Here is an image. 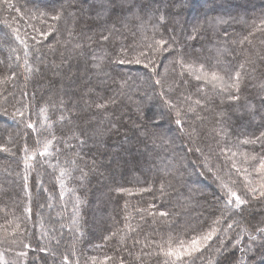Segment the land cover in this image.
<instances>
[{"label":"trees","instance_id":"trees-1","mask_svg":"<svg viewBox=\"0 0 264 264\" xmlns=\"http://www.w3.org/2000/svg\"><path fill=\"white\" fill-rule=\"evenodd\" d=\"M110 2L0 0L4 252L22 264H165L174 258L161 246L178 248L224 213L234 225L225 247L241 238L226 256L238 262L248 233L264 227L251 210L264 198L248 194L243 211L228 212L221 184L244 196V169L259 179L247 157L264 155V143L242 142L264 133V0H210L197 13L201 0ZM176 53L226 82L240 72L239 92L181 78ZM184 96L181 129L164 101ZM262 256L253 242L244 259Z\"/></svg>","mask_w":264,"mask_h":264},{"label":"snow or ice","instance_id":"snow-or-ice-1","mask_svg":"<svg viewBox=\"0 0 264 264\" xmlns=\"http://www.w3.org/2000/svg\"><path fill=\"white\" fill-rule=\"evenodd\" d=\"M53 18L56 19L58 17ZM157 44L159 45V49L157 50L164 49V45L167 44V41H157ZM25 55L27 56V52H25ZM134 62L139 64L140 60L137 59ZM25 63H27V61H25ZM119 63L123 64L125 63V61L121 59ZM174 63L178 64L181 68V72L179 74L181 78H184L185 75L193 77L196 81H203L205 84H212L213 88H218L220 92H224L229 89H235L236 92H239V81L241 75L240 72H236L235 77H229V81L226 82L224 80V77L220 76L217 72H208L204 70L203 66H194L193 62L186 60L185 57L180 53H176ZM144 66L148 67V64H145ZM30 70L31 69H29V71ZM156 83L160 84V81L157 80ZM164 95V93H161L162 97H164ZM230 98L238 99L239 97L235 96ZM191 99V96H184L183 101L180 102H173L170 99H165L164 101L165 104L168 105L169 110H175V115L177 117L175 123L181 129H183L184 125L180 117L181 113L185 110L180 105L181 103L189 101ZM194 104L197 106H202L199 99H196L194 101ZM97 106L103 107L104 105ZM44 111L45 109H41V112ZM187 111L195 112V108L189 105ZM17 112L21 117L23 116V112H20L19 110H17ZM26 127L29 129H33V131H36L34 124L31 122L26 123ZM262 137H264V133L261 134V137H256L255 139L250 140L246 139L242 143H264V141H262ZM81 143H83V141H81ZM51 146L52 141L50 139L46 140L44 142L43 152H41L40 154L42 156L48 154L49 147ZM228 151H231V149H229ZM231 154L232 156H235L236 152L233 151ZM225 155H227V152H225ZM247 159H251L253 161L258 160L257 164L249 166L252 171L256 172L259 175L258 186L253 182V180L249 179V168L244 169V172L246 173L245 187L247 188V193H245L244 196L238 195L236 190L222 183L221 188L224 191V197L226 198L225 208L228 210V212L243 211L242 206L248 203V200L246 198L248 194H251L252 198L254 199L257 197L264 198V155H260L259 157H257L256 155H252L250 157H247ZM232 167L236 168L237 172L240 171L235 163H233ZM61 175H64V171L61 172ZM233 183H235V181H233ZM62 198L63 197H61V199ZM152 215L155 216L156 214L152 213ZM159 216L167 217L169 216V213L160 211ZM225 220H227V216L224 213H221L219 217H216L212 220L211 224L206 225L205 228L200 229L197 234L192 235L189 241H181L179 247L176 249H173L170 244L167 248L161 246V253L165 257L174 258L171 261L166 260L165 264H197V261L202 260V258H206L208 264H246L244 256L247 252L252 250L253 242H258L262 247H264V227H258L255 234L248 233V247L238 249L242 253V256L237 262L235 257L228 259L226 253L231 249L237 248V244L239 243L241 238L238 234L233 243L225 247V240L230 238L228 230L233 229L234 226L233 222H228L226 226H224ZM113 235H115V233H113ZM213 239H217V246L215 247V253L209 255V253L206 252L205 249H208L210 247V243ZM107 259H111V257H107L103 262H101V264H107ZM261 259L264 260V256H262ZM92 260L93 264H96V258L93 257ZM63 264H69L68 256L63 257Z\"/></svg>","mask_w":264,"mask_h":264},{"label":"rangeland","instance_id":"rangeland-1","mask_svg":"<svg viewBox=\"0 0 264 264\" xmlns=\"http://www.w3.org/2000/svg\"><path fill=\"white\" fill-rule=\"evenodd\" d=\"M9 1V0H8ZM47 1V0H46ZM90 1H92V0H88V2H90ZM210 0H201V2L197 5V6H193L194 7V10H195V13H197L198 12V9H202L206 4H208V2H209ZM118 3V0H111V2H110V6H111V8L113 7V6H120V3L119 4H117ZM8 4H9V2H8ZM113 6H112V5ZM12 4L10 3V5L9 6H11ZM191 5H193L192 3H191ZM121 6H123L122 4H121ZM196 7H198V9L196 8ZM196 8V9H195ZM220 75V74H219ZM5 108V107H4ZM4 110H6V108L4 109ZM25 147H27V145H25ZM236 165H237V167L240 169V173L241 174H243L242 176L244 177V173L242 172V167H241V164L239 163V162H234ZM236 171H237V169L236 168H234ZM211 177H212V180H213V182L215 181V177H213V175H211ZM250 179V178H249ZM252 180V179H251ZM209 181L211 182V179H209ZM258 181H259V179H257V180H253V182L256 184V185H258ZM212 183V182H211ZM216 183V182H215ZM214 187H216V188H218L217 187V184L215 185L214 184ZM218 190H219V188H218ZM264 202H262V205L261 206H258L257 208H253V207H251V210H253L255 213V215L254 216H256V213L257 212H259V217H261L262 219H263V216H264V214H263V210H264ZM257 209H258V211H257ZM32 220H34V219H32ZM6 250V248L5 247H3V244H1L0 243V264H8V262H10V261H12V264H22V261L20 262H18V263H16L15 261H16V259H15V261L14 260H10V258L7 256V254L4 252ZM262 252V249H260V253ZM15 254H14V256H16V257H20V258H24V254H22L21 252H14Z\"/></svg>","mask_w":264,"mask_h":264}]
</instances>
